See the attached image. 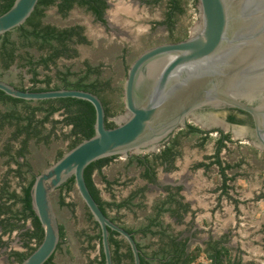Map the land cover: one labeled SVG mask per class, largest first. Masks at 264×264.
Wrapping results in <instances>:
<instances>
[{
	"label": "rangeland",
	"instance_id": "rangeland-1",
	"mask_svg": "<svg viewBox=\"0 0 264 264\" xmlns=\"http://www.w3.org/2000/svg\"><path fill=\"white\" fill-rule=\"evenodd\" d=\"M112 10L107 15L108 25L102 26L95 22L92 17L82 9H74L69 15L61 16L54 8L45 10L43 23L54 25L58 28H67L80 25L84 28V34L89 43L76 47L78 56L72 59H59L55 68L51 71L38 69L39 79L43 80L49 76L55 80L57 73L70 72L78 76L85 73L84 64L87 62L92 68H98L99 76L92 75L90 80H99L103 87L101 96L107 105L110 113L115 114L113 121L119 122L126 116L123 104V85L127 70L130 64L145 50L168 43L169 38L188 37L199 23V4L197 0H180L184 10L182 15L173 17V31L165 24L167 12V0L158 3L148 4L145 0H111ZM12 38L17 33L12 32ZM35 59H39L40 53H33ZM21 63L14 65L10 70L3 71L0 68V81L10 83L14 86L29 87L31 76L25 69L20 68ZM74 80L75 77L70 78ZM5 109L0 107V112ZM214 118L222 119L224 112L211 113ZM54 120L61 121L60 115H55ZM189 124L201 128L199 124L188 119ZM47 132L50 126L47 125ZM243 131V128H238ZM236 129V130H238ZM68 128L57 125L54 128V135L45 140L37 142L30 140L26 146L24 162L28 165L29 171L24 168V180H17L16 174L8 172L7 157L0 158V178L10 182V190L20 192L23 184H26L32 177H35L49 168L57 160L59 151L66 153L67 140L64 135ZM235 130V131H236ZM13 129L4 127L0 131V153L11 138ZM44 132V135H47ZM180 133V132H178ZM235 133V132H234ZM182 135V134H181ZM243 137L233 136L234 143L227 145L222 152V160L234 167L227 172L228 177L234 179L228 183L231 187L227 196H223L221 190V177L216 166L209 169L192 171V177L199 181L197 188H192V182L185 179L184 193L186 197L193 198L196 202L192 206L195 213L194 223L190 226L189 219L184 224H177L168 214L161 216L166 233L171 235H182L188 241V256L190 264H206L208 261L201 250L204 249L203 242L209 236L219 238L225 233H230V242L227 243L228 257L234 250L242 251L240 258L243 263L253 262L264 264L263 239H264V151L254 142L244 140ZM179 149L183 153V160L178 161L179 171L185 168L188 171L190 162H198L204 156L213 154V141L210 139L203 146L196 136H181ZM163 144L155 147L157 153ZM18 144L14 143V150ZM154 153V154H155ZM150 151L136 153L135 156H147ZM208 162V161H207ZM143 168L135 161L128 163V157L118 156L101 171V175H94V183L100 191L102 199L106 202H121L130 197L134 192L145 187L143 198L136 195L129 209L115 211L108 209L110 218L116 220L120 225L133 231L144 227L147 224V217L152 214V208L163 200L164 195L157 186H149L141 181L140 174ZM165 175V174H164ZM176 175L172 176L175 182ZM112 183L108 187L105 181ZM158 177L162 178L163 173L158 170ZM179 177V176H178ZM163 179V178H162ZM197 192V193H196ZM63 197L68 206L59 204ZM53 210L56 215L59 231L62 238L59 239L60 246L54 254L53 264H95L99 260V245L95 239L90 245L88 237L98 235V228L94 225L88 211L78 195L75 186L69 192L57 189L50 197ZM237 202L236 206L234 202ZM165 208H168L166 206ZM135 239L145 252L156 249L157 237L151 235L142 236L135 234ZM120 240H122L119 237ZM158 245V244H157ZM158 247V246H157ZM5 256L0 254V263ZM4 263V262H3Z\"/></svg>",
	"mask_w": 264,
	"mask_h": 264
},
{
	"label": "water",
	"instance_id": "water-1",
	"mask_svg": "<svg viewBox=\"0 0 264 264\" xmlns=\"http://www.w3.org/2000/svg\"><path fill=\"white\" fill-rule=\"evenodd\" d=\"M38 1L14 0L0 15V36L22 26ZM197 1L199 23L185 40L151 47L130 64L123 85L126 116L114 128L105 127L103 103L90 92H33L0 81V91L14 99L72 98L88 102L95 112L94 135L35 176L31 207L43 236L19 264H45L55 254L60 232L50 197L71 177L99 228L104 264H113L110 232L128 245L133 264H141L134 236L102 212L87 188L84 170L101 159L153 150L202 107H230L249 114L264 151V0Z\"/></svg>",
	"mask_w": 264,
	"mask_h": 264
},
{
	"label": "trees",
	"instance_id": "trees-1",
	"mask_svg": "<svg viewBox=\"0 0 264 264\" xmlns=\"http://www.w3.org/2000/svg\"><path fill=\"white\" fill-rule=\"evenodd\" d=\"M61 1L62 2L58 8V11L63 16H66V13L73 7V3L75 2L80 6L89 5L88 10L96 15L100 21H103L102 12L99 10V8L102 7L101 9L103 10L105 5L99 0ZM153 1V3H158L160 0ZM13 2L14 0H0V15L8 11ZM147 3L151 4V1ZM52 4L53 0H39L31 16L22 26L0 36V68L3 71H8L14 65L21 63L20 68L25 69L31 78L28 81L30 86L27 88L22 85L14 86L9 83L19 90L44 92L69 89L87 91L96 95L101 99L105 109V127L107 129L114 128L115 125L112 122V119L115 117V114L110 113L101 96L103 87L106 84H102L97 79L93 81L90 80L92 75H96L97 77L100 75L98 68H92L87 62H85V73L82 76L65 72L57 73L55 80L49 76H45L43 80L39 79V68H41L43 71L49 72L52 68L56 67L57 61L59 59H72L77 57L78 51L76 47L89 43L84 36L83 27L79 25H74L67 28H58L54 25L42 22L45 10L48 9ZM183 13L184 10L181 7L180 0H167L165 24L169 27L171 32L173 31L174 25L173 17L176 15H182ZM12 32L17 33V37L15 39L12 38ZM186 38L187 36L185 35L182 38L173 39L172 42H179L185 40ZM34 52L40 53L39 59H35L33 55ZM73 77H75V79L71 80L70 78ZM0 107L5 109L4 112H0V131L4 127L13 129L11 138L6 143V146H4V151L1 156H5L10 159L6 165L8 167L15 165L16 170H14V173H16L21 178H23L25 175L23 169L26 168L25 171L27 173L29 171V167L26 163L19 162V159L25 158L27 151L26 146L30 140L35 139L37 142H42L45 140V143H48L49 138L55 136L54 128L60 124L63 127L69 129L68 133L64 135V140H67L68 142L66 146V152H68L82 141L87 140L94 135L95 112L92 105L86 101L72 98H63L28 102L11 98L0 91ZM55 115H60L62 120H54ZM229 121L231 123H235L233 117H230ZM47 125L50 126L48 132L46 127ZM44 132H47V135H44ZM188 134L201 135L203 132L196 127L188 126L184 135L187 136ZM179 140L180 135L169 144V147H167L166 150L156 155H150L151 157H149V155L144 157L130 156L128 157V163L135 161L138 166L143 168V172H141L140 177L149 183H154V169L162 166L165 162H168L169 164L174 162L177 155L176 148L179 146ZM199 140L200 146H203L206 143L207 138L201 137ZM224 141L229 142V135L222 136L217 140L215 145V153L213 156L208 158L209 160H213L209 165H205V167L208 168L213 164L217 167L221 177V187L218 189L221 190L223 196H227V191L231 189L227 183L231 182L234 177H228L226 173L234 167L239 168L240 165L231 166L220 160V152L223 149H226V144ZM14 143L18 144L15 150ZM64 154V152L59 151L57 154V160H59ZM115 158L117 157L98 160L89 164L84 170V179L87 188L95 202L99 205L100 209L106 216H108V209L115 211L129 209L135 196L140 195L141 198H143L142 193L144 192V189H139L130 197L118 203L106 202L102 199L100 191L94 183L93 177L94 175H101L102 169L111 163ZM10 172H13L11 168ZM34 178L35 177H32L27 185L22 188L21 194L19 195L15 192H9L7 184L3 185L0 190V200L4 199V201L0 203V214L4 213L9 217H7L5 222L1 221L0 225L4 224L6 228L8 227L7 231H11L12 229L10 227L12 226L10 220L16 219L19 221V219H30L34 227V233H26L25 236L29 239L34 238L36 240V245L38 246L42 240L43 233L38 219L34 215L31 207V195ZM102 180L105 181V178L103 177ZM105 183L108 187H111L112 185V183L107 181H105ZM73 186L74 178L71 177L58 189L69 192ZM167 191H174V194L171 193L168 199L162 200L161 202L157 203L154 208H152V214L147 217V224L144 227L135 231L128 228H125V230L131 233L133 236H135V234H141L142 236L149 234L153 237H157L159 243L158 249L163 255L161 258L162 261L160 262L161 264H190L191 261L187 253V239H181L179 235L177 236L167 234L166 227L163 226L161 220V215L163 213L169 212L172 216L177 215L179 217L178 222L180 223L182 218L180 212H189V206L187 204H182V199L178 195L179 190L167 188ZM234 203L236 206L238 205L236 201ZM59 204L61 206H68V204L64 202L63 197L60 198ZM17 205L19 206L20 210H15ZM172 205L175 206V209L173 210L170 208ZM166 206H168V208H165ZM89 216L92 219L90 214ZM93 223L98 228L97 224L95 222ZM59 232L61 239L62 232ZM118 237L119 235L115 232L109 233V243L111 246L113 264H125V261L128 264H133L132 255L128 245L124 244L123 240H118ZM95 239L98 241L100 254V258L95 262V264H104L99 228L97 236L87 238L88 245H90ZM225 241V236L217 240L210 239L204 243V249H197L204 253L206 259L209 261L208 264H243L240 259V255L238 254L233 258L228 257L230 250L224 246ZM136 244L141 254V264H147V255H144L140 245L138 243ZM59 246L60 243L58 244L57 250ZM123 247L126 249V253L121 252ZM34 250L35 248L31 249L27 254H16L15 259L18 263H21ZM53 258L54 255L45 264H53Z\"/></svg>",
	"mask_w": 264,
	"mask_h": 264
},
{
	"label": "flooded vegetation",
	"instance_id": "flooded-vegetation-1",
	"mask_svg": "<svg viewBox=\"0 0 264 264\" xmlns=\"http://www.w3.org/2000/svg\"><path fill=\"white\" fill-rule=\"evenodd\" d=\"M99 1L103 2L104 5H105V8L103 10L101 9L102 7L99 8V10L102 12V20L103 21H100L97 18L96 15H94L91 11L88 10L89 5L80 6L79 4H77L75 2L73 3V7L66 13V15H69V13H71L72 10H74V9H82L87 14H89L95 22H97L98 24H100V25L105 27V26L108 25L107 15H108L109 11L112 10L113 6H112V3H111V0H99ZM145 1L146 2H150V1H153V0H145ZM61 2H62L61 0H53V4L49 8H54L57 14L63 16L58 11V8L61 5ZM83 32H84V28H83ZM84 36L86 37L85 34H84ZM86 39H87V37H86ZM173 39L174 38H169V42L168 43H175V42H172ZM83 45H87V44H83ZM257 104H258L257 102H254L252 105L255 106ZM215 112H224L225 116L222 117V119L214 118V116H212L211 113H215ZM230 117L234 118L235 123H231L229 121ZM190 118H191V120L193 122L199 124V126L202 127V129L201 128H198V129L200 131H202L203 134H201V135L188 134L187 136H190V137L191 136H196V137H198V139L201 138V137H205V138H207V141L212 139L213 147H214L213 154L210 155V156H207V155L204 156L203 159L198 161V162H194V161L190 162V166H188V171L187 170L184 171L185 168L184 169L181 168L180 169L181 171H179L178 161L180 159H181V161L183 160V153L179 149V147H180V143H179V146L176 148L177 149V153H176L177 155L175 157L174 162L172 164H169L168 162H165L162 166H159V167L154 169V171H155L154 183H149V182L143 180L141 177L140 178H141V181L146 185V187L157 186V188H159L161 190V193L164 195L163 200L168 199L170 197L171 193L174 192V191L173 192L172 191L168 192L167 188L172 189V190H179L178 195L182 199L181 200L182 204H187L189 206V212H187V213H181L180 212V214L182 215L180 223L178 222L179 217L177 215H173L172 216L169 212L163 213L162 215L168 214L169 217L174 219L177 224H184V221L189 219V222L191 221V223H190V226H191L192 223H194V220H195V218H194L195 217L194 216L195 213H194V210H193L192 206L195 204L196 201L193 198L186 197V195L184 193V190L186 189V187L184 185V183L186 181L185 179H187V182H189V183H191L190 181H193L192 185H191L192 188H197V186H199V181L197 180V177L196 178L192 177V171H195V170H203V171H205L206 169H209L211 166H215L213 164V165H210L208 168L205 167V165H209L210 162L213 160V159L209 160L208 158L214 155V153H215V145H216L217 140L220 139L222 136L229 135V142H225L224 141V143L226 144V147H227L228 144L234 143L233 136L239 137V136L235 135V133H234L235 130L238 129V128H243L244 129V134H243V131L241 129H239L241 131V133H242V135L240 137L245 138L244 140H248L250 142H254L257 145H259V144H258V142H257V140H256V138L254 136L252 118L250 117L249 114H247V113H245L243 111H239V110H236V109H233V108H230V107H218V108H216V107H213V106H205V107H202L201 109L197 110L196 112H194L191 116H189L188 119H190ZM211 118L214 121V124H202V122L200 121L201 119H211ZM188 119L176 131H174L173 133L169 134L164 139H162L156 145V146H158L160 144H163L162 147L160 148V150L157 153H155L154 152L155 151L154 150L155 147H154V149L150 151V153H152V154H149V157H151L150 155H156V154H159L162 151L166 150L167 147H169V144L174 139L179 137V135H180V137L181 136L185 137L184 133L186 132L187 127L188 126H193V125L189 124ZM112 122L114 123V125L117 124V122H115L113 120H112ZM193 127H195V126H193ZM178 132H180V133H178ZM225 150L226 149H223L220 152V154H219L220 160L223 159L221 157V154ZM260 150L263 151L261 148H260ZM2 153H0V158L5 157V156H1ZM135 154L131 155V156H135ZM7 159H8V157H7ZM8 162H9V160L6 163H8ZM151 167H153V166H151ZM10 168L12 169L13 172H10ZM8 169H9L8 170L9 173H14L15 172L14 170H16V166L15 165H11ZM159 169H160L161 173H163V177H162L163 179L158 177V170ZM178 173H179V175H176V179L177 180H175V182H172L173 181L172 176L174 174H178ZM14 174H16V173H14ZM16 178H17V180H19L21 182L24 180V178L19 177L17 174H16ZM27 183L23 184L21 186V188H20V192L17 193L15 190H12V191L10 190L11 186H10L9 180H7L5 178H0V190L3 187V185L7 184L8 188H9V192H15L16 194L19 195V194H21L22 188L25 187L27 185ZM228 183H227V185H228ZM142 189H145V187L142 188ZM3 201H4V199H1L0 203H2ZM170 208H171V210H173V209H175V206L172 205ZM16 209H19L18 205L15 207V210ZM107 215H108V213H107ZM7 217H9L7 214H4V213L0 214V222L1 221L5 222ZM107 217L110 220L112 219V218L109 217V215ZM112 220H111L112 222H114L118 226H121L123 229H125V227L120 225L116 220H114V219H112ZM10 223H11V226L13 227V228L10 227L12 229L11 231H7L8 227L6 228L4 224L0 225V254H3L5 256V259L3 260L4 263L1 262L0 264H19L17 262V260L15 259L16 254H27L31 249H34V248L36 249V247H37L36 240L34 238L29 239V238H27L25 236L26 233H34V227L32 225V221L30 219H25V220H23V219L20 220L19 219V221L14 219V220H10ZM179 236H180V238H182L181 234ZM223 236H225V240H226L225 243H224V246L227 247V243L230 242V233L229 234L225 233V234L221 235L217 239H220ZM117 239L120 240L119 237ZM210 239L217 240L216 238H214L212 236H209L207 238V240L203 242V246H204V243H206ZM188 241H189V239H188ZM188 241H187V252H188ZM123 243L126 244L125 241ZM263 243H264V239H263ZM227 248H229V247H227ZM229 250L231 251V249H229ZM121 252L126 253V249L123 247V249H121ZM263 252H264V247H263ZM237 254L242 256V251H240L239 249L237 251L234 250V253H232L230 255V257L233 258ZM240 259H242V258H240ZM126 263L127 262L125 261V264ZM208 263H209V261L206 264H208ZM242 263H243V261H242ZM245 264H254V263L253 262H248V263H245Z\"/></svg>",
	"mask_w": 264,
	"mask_h": 264
},
{
	"label": "crops",
	"instance_id": "crops-1",
	"mask_svg": "<svg viewBox=\"0 0 264 264\" xmlns=\"http://www.w3.org/2000/svg\"><path fill=\"white\" fill-rule=\"evenodd\" d=\"M181 239H187V238H181ZM136 240V239H135ZM188 241V240H187ZM136 243H138L137 242V240H136ZM139 244V243H138ZM158 244V245H157ZM157 244H156V249L155 250H153V251H151V252H145L144 250H143V248L141 247V245H140V247L142 248V253L144 254V255H147L146 257H147V259H146V263L147 264H161L160 262L162 261V253L159 251V243L157 242ZM158 246V247H157ZM126 264H128V263H126Z\"/></svg>",
	"mask_w": 264,
	"mask_h": 264
},
{
	"label": "bare ground",
	"instance_id": "bare-ground-1",
	"mask_svg": "<svg viewBox=\"0 0 264 264\" xmlns=\"http://www.w3.org/2000/svg\"><path fill=\"white\" fill-rule=\"evenodd\" d=\"M200 121L202 122V124H214V121L212 120V118H211V119H201ZM215 124H216V123H215ZM235 135H236V136H241L242 133H241V131L238 129V130L235 131Z\"/></svg>",
	"mask_w": 264,
	"mask_h": 264
}]
</instances>
